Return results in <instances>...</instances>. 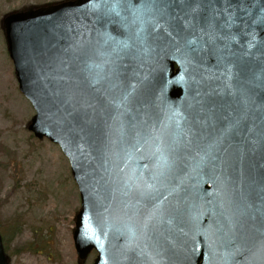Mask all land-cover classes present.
I'll return each instance as SVG.
<instances>
[{
	"label": "water",
	"instance_id": "1",
	"mask_svg": "<svg viewBox=\"0 0 264 264\" xmlns=\"http://www.w3.org/2000/svg\"><path fill=\"white\" fill-rule=\"evenodd\" d=\"M5 28L29 129L71 161L81 260L264 264V0H70Z\"/></svg>",
	"mask_w": 264,
	"mask_h": 264
},
{
	"label": "rangeland",
	"instance_id": "2",
	"mask_svg": "<svg viewBox=\"0 0 264 264\" xmlns=\"http://www.w3.org/2000/svg\"><path fill=\"white\" fill-rule=\"evenodd\" d=\"M62 1L0 0V231L11 264H79L73 230L81 199L70 162L27 128L35 110L20 92L1 23L11 12Z\"/></svg>",
	"mask_w": 264,
	"mask_h": 264
},
{
	"label": "trees",
	"instance_id": "3",
	"mask_svg": "<svg viewBox=\"0 0 264 264\" xmlns=\"http://www.w3.org/2000/svg\"><path fill=\"white\" fill-rule=\"evenodd\" d=\"M3 148H4V145L0 144V150ZM4 201H5L4 199H0V207L3 205Z\"/></svg>",
	"mask_w": 264,
	"mask_h": 264
}]
</instances>
